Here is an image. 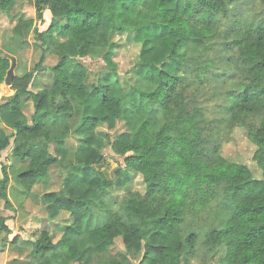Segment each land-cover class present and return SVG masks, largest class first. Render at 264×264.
<instances>
[{"label":"trees","instance_id":"trees-1","mask_svg":"<svg viewBox=\"0 0 264 264\" xmlns=\"http://www.w3.org/2000/svg\"><path fill=\"white\" fill-rule=\"evenodd\" d=\"M14 1L0 0V12L7 14ZM34 5L37 21L46 10L51 15L46 31L34 29L39 62L12 79L15 94L0 103L1 116L16 113L20 97L28 96L33 115L30 123L12 121L13 133L0 139V153L12 138V158L25 163L13 175L17 201L33 198V187L43 182L48 188L38 200L47 206L48 221L62 213L68 217L57 224V241L46 230L33 236L31 264H115L113 258L102 261L99 251L117 241L137 254L133 264H171L168 242L175 233L181 238L175 264H191L200 249L212 257L220 253L215 264H264V13H248L251 5L264 7V0H180L174 8L168 0H34ZM234 8L239 15L231 13ZM153 28L168 31L159 45L174 71L152 68L148 78H121L113 62L120 47L116 36L140 44L135 69L144 53L139 33ZM29 48L17 33L4 36L0 85L9 57ZM50 53L59 54L58 62L44 68ZM97 58L111 59L113 69L87 84L76 59ZM38 73L45 78L40 87ZM94 98L98 114L67 120ZM117 120L126 131L111 141L110 150L124 168L107 178L95 168L103 160L98 128ZM236 128L255 147L252 161L260 178L222 155L224 133ZM54 169L61 177L57 189L49 185ZM136 175L142 193L130 189ZM10 179L1 166L0 252L15 212Z\"/></svg>","mask_w":264,"mask_h":264},{"label":"rangeland","instance_id":"rangeland-1","mask_svg":"<svg viewBox=\"0 0 264 264\" xmlns=\"http://www.w3.org/2000/svg\"><path fill=\"white\" fill-rule=\"evenodd\" d=\"M180 0H168V5L171 8H174L176 4ZM16 2L19 5H23L20 8H14V6L11 7L9 16L16 17V14L21 13L24 17H28L31 19H34L30 26L27 29V37H31L33 39L34 37V29H37L38 31H43L47 28L49 23V14L47 12H43V21L40 22V20H36V10L35 5L32 4V1L30 0H16ZM21 3V4H20ZM14 4V3H13ZM15 5V4H14ZM254 5V4H253ZM239 12H241L240 8H234L232 9L233 14L239 15ZM259 12L264 13V7L260 5H255L250 7V10L248 11L249 14L255 15ZM8 14L0 12V42L4 39V36L9 37L10 28L13 27V22H10V18H7ZM168 34L167 29L164 28H153L149 31L141 32L139 33V39L144 43L142 46H144V53L142 56V60L140 65L137 68H133V65L135 64L140 44L132 39H127L126 35H118L115 38V41L119 44V49L116 52L115 58H113V62L117 64L118 67V74L123 77L131 78L130 76L137 74L138 76L148 78L149 76H146L148 71L152 68L156 69H163L165 71L173 72L174 71V65L172 64L170 58L164 52L160 44V39ZM30 48L26 50L23 53H20L18 56L13 57L16 62L15 66V73L14 75L21 74L25 72L26 70H31L36 62H39L40 55L36 53L35 43L29 44ZM37 54V55H36ZM59 54H49L47 55L46 59L43 61L44 68L54 66L56 62H58ZM10 62H12V59L9 57ZM77 62L80 63L81 68L83 72L86 74V83L87 84H96L98 80V76H100L103 72L111 71L113 69L114 63L111 61V59H85V60H77ZM11 66V65H10ZM10 69V68H9ZM9 71V70H8ZM8 73V72H7ZM39 75L36 77V84L40 87V83L42 79L45 78H38ZM12 81V79H11ZM5 82V81H4ZM31 88V87H30ZM33 89V88H31ZM34 90V89H33ZM11 90V83L9 85H6L5 83L0 85V102L7 98L8 96L12 95ZM25 107V114L29 118L31 115L30 111V105ZM98 102L95 100H89L86 101V107H84L83 111H80V109H75L70 117L67 119L69 122H74L80 115V113H84L86 115L88 114H98L99 107ZM98 133L100 136V139L102 140L103 148H102V155L103 160L100 164L96 165L95 168L98 171H101L107 178L111 177L112 171L116 167L124 168L123 159L117 156H114L110 150V144L111 141L116 138L119 134L126 131V128L124 126V123L120 120L114 121L112 124L108 125V128L106 126L98 128ZM107 134L106 136H104ZM104 136V137H102ZM72 142V140H71ZM69 141L68 144L71 143ZM255 147L252 145V143L249 142L247 135L245 134V131L241 128H236L233 131L224 133V144L222 148V155L233 162L245 164L247 165L253 172L254 176L256 178L261 177V171L258 168L256 164L252 161V155L254 152ZM4 156V154H3ZM2 156V158H4ZM14 172V171H13ZM12 170L10 171L11 174V180H14ZM52 189H57L58 186L61 184V177L59 176V173L56 169L53 170L51 176H50V182ZM19 189V187H16ZM48 188V184H37L34 187V196L33 198H24L20 201H17L15 199V188L12 186L8 190L9 198L15 208V212L10 215L7 223H9V226L16 231L17 225L14 221L17 217V214L19 210L22 208L23 204L28 201L32 203L34 206L31 205L33 213L30 217H28V214L26 215L27 220V227L32 228L27 232V236H33L41 231L46 230L48 231L54 238L55 241L59 239L61 236V232L58 229L57 224H61L64 219L68 217L66 213H62L60 217L53 222L48 221L47 219V210L46 205L42 204L38 199L41 196L42 193L46 191ZM16 190V192L18 191ZM130 189L132 191H144V185L142 183V179L140 175H136L130 184ZM14 190V191H13ZM30 206L27 207V210L31 209ZM24 209V208H23ZM31 209V210H32ZM8 212V211H6ZM18 226L19 223H18ZM3 235L0 236V238ZM181 242L180 236L175 233L171 236L169 242H168V257L171 260V264H175V258H174V251L179 246ZM6 247V246H5ZM0 248L1 245H0ZM106 251H99L102 255L100 258L102 261H108L110 258H113L114 263L118 264H133L134 260L137 259V254L132 252V250L128 251L120 244L119 241L116 242V244L113 247L105 249ZM215 253V251H214ZM220 253H217L215 257H212L211 253L206 249H200L197 254L193 256V258L190 260L191 264H215L216 260L220 257Z\"/></svg>","mask_w":264,"mask_h":264},{"label":"crops","instance_id":"crops-1","mask_svg":"<svg viewBox=\"0 0 264 264\" xmlns=\"http://www.w3.org/2000/svg\"><path fill=\"white\" fill-rule=\"evenodd\" d=\"M30 1H32V4L34 5V0H30ZM14 4L12 5V6H14V8L15 7L20 8L23 6V5L22 6L19 5L16 2V0L14 1ZM10 10L7 13L8 14L7 18H10L9 19L10 22H13L14 25H13V27L10 28L9 37L12 38L13 35L15 33H17V34L21 35L29 44L34 43V39H31V37H27V28L29 27V25L31 24V22L34 19H31L28 17L26 18L21 13L16 14V17L9 16ZM45 12H47L49 14L50 20H49L47 28L43 31H46L50 27V24H51V15H50L48 10H46ZM41 21H43V18H42V20H40V22ZM62 26H63V23H60L59 25H57L55 27V30L52 33V35L57 36L58 33L60 32V28ZM43 31H39V32H43ZM36 53L38 55H41V51L38 48L36 49ZM6 56H7V54L2 52V50H0V57H6ZM10 58L12 59L11 66L13 64L12 78H11V79H13L15 76L21 75L22 73L14 75V73L16 71V69H15L16 62H15V59L13 57H10ZM37 64H38V62L35 63V65L33 66V68L31 70L28 69L25 72H27V73L32 72L34 70V67ZM11 66H10V68H11ZM38 75L40 77L39 73H38ZM36 77H35V81H36ZM31 88H33V87H31ZM33 89H31V90H33ZM12 92H13L12 95H10L8 97H11L15 94V92L13 90H12ZM2 102H3V100L0 103H2ZM28 104L30 105V111H31V115L29 118L25 114V109H26L25 107L28 108V106H25V105H28ZM18 109L19 110L16 113H6L2 116L0 115V139L10 135L11 133H13L12 121L14 119L18 118V119L24 120L27 123H30L31 116L33 115L32 99L28 96H21L20 97V108H18ZM9 139H10L9 147L0 153V167L5 166L8 175H11L10 174L11 170H12V172L14 171L12 173L14 175V174H16V172L21 170V168L23 167V165H25V163L20 162L19 160L12 158L11 149L13 147L14 139H12V138H9ZM3 154H4V156H3ZM2 156L4 158H2ZM41 183H43V182H39L37 184H41ZM16 185H17L16 181L10 179V182L8 183V189L7 190H9L13 186L15 188V191H16L18 189V188H16L17 187ZM34 187H33V189H34ZM33 189H32V191L34 192ZM28 203L29 202L26 201L23 204L22 208L19 210V212L17 214L16 219L14 220L16 222V225H17L16 229L18 231L11 228L9 226V223L6 222L9 229L11 230V234H9L7 236V242L8 243H7L6 247L0 252V264H31L32 263V259L34 258L33 240H32L31 236H27V232L32 228L27 227L28 225L26 224L27 223L26 219L28 217H30L31 214L33 213L32 211H34V209H32L31 205L32 206H34V205L32 203H30V204H28ZM28 206H30L32 210L31 209L27 210ZM46 210H47V208H46ZM27 214H28V217L26 218ZM46 214H47V212H46ZM18 223L20 226H18ZM74 264H79V263H74Z\"/></svg>","mask_w":264,"mask_h":264},{"label":"water","instance_id":"water-1","mask_svg":"<svg viewBox=\"0 0 264 264\" xmlns=\"http://www.w3.org/2000/svg\"><path fill=\"white\" fill-rule=\"evenodd\" d=\"M12 69H13V64L11 66V68L9 69L6 77H5V84L9 85L11 83V78H12ZM44 69V68H43Z\"/></svg>","mask_w":264,"mask_h":264}]
</instances>
